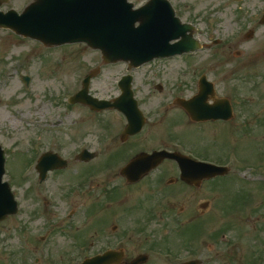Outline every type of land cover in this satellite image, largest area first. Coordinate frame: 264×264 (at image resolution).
<instances>
[{
    "label": "flooded vegetation",
    "instance_id": "flooded-vegetation-1",
    "mask_svg": "<svg viewBox=\"0 0 264 264\" xmlns=\"http://www.w3.org/2000/svg\"><path fill=\"white\" fill-rule=\"evenodd\" d=\"M171 1L177 17L183 24L188 25L187 31L181 33L174 44L182 43L189 48H197L198 51L173 58L156 59L146 66L145 73L150 76L149 81L155 78L164 79V84L156 86L163 94L161 106L148 107L146 100L149 98L145 96L146 83H140L138 78L135 82L134 79L135 93L138 95L140 87L143 90L142 109L146 118L139 134L123 136L127 124L123 115L120 116L122 122L116 124L117 127L114 123L101 122L102 128L97 135L96 158L90 162H82L78 159V154L61 155L68 160V168L50 172L42 183L36 169L40 157L38 144L34 142L27 148L20 146L22 143L19 139L2 141L7 153V162L11 163V160L22 157L30 161L28 167L32 168L31 177L23 175V172L17 177L27 183L33 178L32 182L28 183V192L32 194V200L35 202L32 204L30 215L20 210L14 220L10 218L0 224V237H7L12 233L18 234L19 231L22 233L31 218L29 223L33 222V229L28 227L27 231L34 232L27 236L29 239L26 244L23 240L22 244L20 242V249L17 247L15 251H0V264H78L93 257L102 258L101 264H183L185 254L189 255L186 258L196 256L193 255L196 252L192 247L184 248L182 235L173 234L178 226L183 225V216L187 212V208L182 205L181 191L186 188L193 194L213 181L204 182L201 188L188 185L180 179L181 170L174 160L163 161L137 182L129 181L122 175V170L135 160L137 155L159 150L179 151L196 160L214 161L184 147L177 150L174 146L179 143L166 142L162 138L164 144L153 145L152 131L170 125L180 131L197 129L210 132L211 126L217 123H239L241 115H245L248 109L245 106L246 97L242 90H232L229 80L231 75H224L225 67L229 64L248 66L242 56L237 62V59H231L229 55H240L238 49L244 47L246 42L243 40L248 37L247 26L251 28V36L259 29V10L255 14L247 10L253 6L252 0L251 4L250 0H217V3L216 0ZM240 10L246 13L242 14ZM231 14L234 16L231 17ZM234 29L237 30L236 35L230 34ZM227 30L229 34L225 35ZM258 51L259 46H256L255 52ZM218 52L223 57L216 59ZM254 62L255 58L251 63ZM217 65H222L224 69L217 68ZM221 74L228 81H220L219 85L216 80L223 76ZM202 79L204 80L201 82ZM119 93L117 85L115 96ZM197 95L203 97L202 104L198 103L199 100L193 102ZM216 98H227L230 101L234 113L232 120L223 122L191 116L192 112L202 113L213 107ZM75 106L91 112L84 105ZM106 112L120 114L115 110ZM97 114L104 117L105 113ZM82 142L80 145L87 143L83 140ZM64 147L65 144H56L49 150L63 154ZM15 157L17 158L13 159ZM91 164L95 166V170H84ZM137 167L141 169L144 165L139 164ZM42 192L50 194L54 201L58 198L60 203L47 202L46 207L40 202ZM73 196H89V199L84 202L80 200V209H67L74 205H67ZM79 213H82L81 219L75 221L73 218ZM193 220L191 216L186 222L191 223ZM40 232L44 235L41 238ZM57 236L64 240H54Z\"/></svg>",
    "mask_w": 264,
    "mask_h": 264
},
{
    "label": "rangeland",
    "instance_id": "rangeland-1",
    "mask_svg": "<svg viewBox=\"0 0 264 264\" xmlns=\"http://www.w3.org/2000/svg\"><path fill=\"white\" fill-rule=\"evenodd\" d=\"M36 1L9 0L2 4L0 10L23 13ZM131 1L136 5H143L147 0ZM249 3L251 4V0ZM252 5L247 10L251 14L259 10L261 18L264 0H252ZM240 11L242 14L246 13ZM232 16L234 15L231 14ZM258 25L259 29L253 36L243 40L246 43L243 48L238 49L240 55L238 57L229 55L231 59H237V62L242 56L248 66L229 64L225 67L224 75H231L229 80L232 90L235 92L236 89H240L248 98L247 112L241 115L239 123L232 122L230 125L217 123L211 126L210 132L197 129L180 131L171 128L170 125L152 131L153 145L164 144L162 139L166 142L179 143L178 150L184 147L198 155L209 157L218 164L231 167V172L226 177L217 179L212 189L211 184H205V188L193 194L186 188L181 191L182 205L187 208L183 217L188 219L192 216L194 220L191 225L195 227L182 235H194L195 238L198 237L196 241L201 239L192 245L195 252L201 247L202 253L198 258L205 261L204 264H264V25ZM246 29L248 34L251 28L247 26ZM236 31L231 30L230 34L236 35ZM224 34L228 35L229 31H225ZM256 46H259L258 52H255ZM256 53L258 55H255ZM79 56L80 58L74 60ZM221 57L223 56L219 52L216 53V59ZM253 58L256 62L251 63ZM100 64L103 71L93 82L92 93L100 98L110 99L116 93L114 89L116 77L125 72L122 64L104 66L100 53L86 45L45 48L37 41L0 29L1 140L6 142L7 139H19L22 143L20 146L27 148L35 142L38 144L40 155L55 144H65L64 154H75L79 150L78 146L83 143L82 140L88 142V148L91 150L98 149L97 135L103 121L114 123L117 127L116 124L122 122L119 115L114 112H103L104 117L100 118L77 106L68 108L66 100L72 92L78 90L80 79ZM217 68L223 66L217 65ZM26 75L32 79L29 86L22 80ZM224 75L216 80L219 85L220 81H228ZM137 76L140 83H146L145 96L149 98L146 100L148 107L161 106L163 94L156 89V84L160 82L164 84V79L155 78L149 81L150 76L146 75L145 71L139 72ZM142 92L140 87L139 94L144 99ZM29 162L26 157L11 160L9 174V178L13 179L14 191L23 205V213L28 215L32 213V204L35 202L27 193L28 183H31L33 178L27 183L19 181L17 176L21 175ZM94 167L91 164L84 170H95ZM175 190L176 188L173 189ZM43 198L47 200L48 195L45 193L40 196V202ZM72 198L67 205H74L67 209L74 207L80 209V200L84 202L89 196ZM57 200L59 202L58 198ZM208 201L210 204L207 209L197 208L199 203L205 204ZM81 215L82 213H79L73 219L75 221L81 219ZM25 217L24 215V219ZM29 220L25 230L22 233L17 232V239L15 236V239L8 240L9 252L15 251L12 247H18L22 240L26 244V240L29 239L27 236L34 234L32 230L27 231L28 227L33 229V222L29 223ZM41 234L43 232L39 233ZM54 240L61 242L64 239L57 236ZM204 245L218 246L221 255L218 254L219 248L217 250L215 248L212 253V248H204Z\"/></svg>",
    "mask_w": 264,
    "mask_h": 264
},
{
    "label": "water",
    "instance_id": "water-1",
    "mask_svg": "<svg viewBox=\"0 0 264 264\" xmlns=\"http://www.w3.org/2000/svg\"><path fill=\"white\" fill-rule=\"evenodd\" d=\"M4 1L6 0H0V6ZM132 8L133 5L128 4L127 0H37L22 15L15 11H0V27L12 29L18 35L37 39L46 45L86 42L92 48L101 50L106 60H130L139 64L147 60L150 54L163 51V48L148 42L151 32L162 31V17L159 10L151 11L150 7L137 11ZM137 22L141 23L138 28L135 27ZM87 93L86 90L78 94L72 102L84 101L95 105L94 109H102L96 108L97 100ZM115 106L121 109L119 103ZM82 155L90 160L94 154L84 151ZM178 156L162 152L149 157L145 162L150 166V170L165 158L177 159L184 163L185 160ZM58 161L47 154L42 157L39 170L45 174L49 170L58 169ZM141 162L143 163L142 160L139 161ZM191 166L199 172V181L227 173L224 169H213L212 166L209 168L203 164ZM4 167L5 156L0 148V220L17 212V202L10 186L3 183ZM130 168L131 165L124 170L127 176L130 174ZM184 179L195 182L191 177Z\"/></svg>",
    "mask_w": 264,
    "mask_h": 264
}]
</instances>
